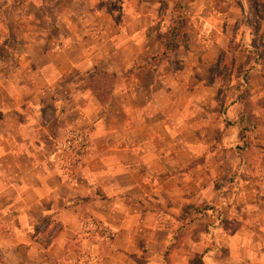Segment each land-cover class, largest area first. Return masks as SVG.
I'll list each match as a JSON object with an SVG mask.
<instances>
[{
    "label": "crops",
    "instance_id": "crops-1",
    "mask_svg": "<svg viewBox=\"0 0 264 264\" xmlns=\"http://www.w3.org/2000/svg\"><path fill=\"white\" fill-rule=\"evenodd\" d=\"M162 3L0 0V264H264V58L230 28L248 0H182L185 42L157 65ZM229 52L247 79H206ZM71 129L91 148L68 181Z\"/></svg>",
    "mask_w": 264,
    "mask_h": 264
},
{
    "label": "rangeland",
    "instance_id": "rangeland-1",
    "mask_svg": "<svg viewBox=\"0 0 264 264\" xmlns=\"http://www.w3.org/2000/svg\"><path fill=\"white\" fill-rule=\"evenodd\" d=\"M2 6H4V5L0 4V10H3ZM182 10L184 11V13L188 19L189 16L191 15V9L188 6L183 5ZM259 11H260V9H259ZM178 15H181V12H179V13L175 12L173 5H171V7H170L168 4L167 5L163 4V3L160 4L158 6V9H157V16H156L155 25L151 26L150 31L151 32L153 31V34H154V36L157 37V39L160 37L163 38L165 35L164 32L172 23H174V21H176L178 19ZM244 16L242 15V17H240L237 22H234V24H232L230 26V28H232V31H236L239 34L243 30L242 28H237V27L241 23V21L245 18ZM253 21H255V20H253ZM160 22H162L161 23L162 25H159ZM186 30H188V28ZM246 33H247V37H248L247 40L251 45L252 41H253V37L248 30H246ZM3 34L5 35L6 31L0 27V37ZM232 38H231V40H232ZM237 39H238V37L236 38V40H232V41H237ZM177 40L179 42H185L184 37H179ZM262 42L264 43L263 39H262ZM259 44L260 45L262 44L260 40H259ZM159 59H161L159 54L152 57V61L155 64L157 63V61ZM222 60H223L222 65H220L219 67H217L215 69H209V75L206 79H211L214 76L217 77L218 79H222V80L236 79V76H238V75H240L242 77V79H247L246 78L247 70L242 69V68L235 70L232 67V60H231L230 52L228 55L225 56V59H222ZM157 65H158V63H157ZM168 67H169V65H166V67L165 66L162 67L161 71L167 73L170 70ZM170 67H172V66L170 65ZM166 70H168V71L166 72ZM90 75H93V77H91V78H90V76H88V79H92V82L94 83L93 87L96 89H100L101 91H103L104 89L107 90L109 88V86H111L113 84L114 79H115V76L113 74H110V73H92ZM245 89H246V86L243 87L241 91H245ZM102 95H104V94L102 93Z\"/></svg>",
    "mask_w": 264,
    "mask_h": 264
},
{
    "label": "built area",
    "instance_id": "built-area-1",
    "mask_svg": "<svg viewBox=\"0 0 264 264\" xmlns=\"http://www.w3.org/2000/svg\"><path fill=\"white\" fill-rule=\"evenodd\" d=\"M91 148V135L85 129H71L55 143L53 154L64 179L71 181L84 165ZM88 229L97 238L107 240L112 236L101 221L89 219Z\"/></svg>",
    "mask_w": 264,
    "mask_h": 264
},
{
    "label": "trees",
    "instance_id": "trees-1",
    "mask_svg": "<svg viewBox=\"0 0 264 264\" xmlns=\"http://www.w3.org/2000/svg\"><path fill=\"white\" fill-rule=\"evenodd\" d=\"M182 0H174L173 8L174 11L179 13L181 12V15H178V19L172 23L165 33L164 37L161 40L162 45V52L160 55V58L163 59L166 56V52L173 51L176 48V40L182 36V34L187 29L188 19L185 15L184 11L182 10ZM248 9L246 11L245 18L242 21V25L247 28V30L250 32V34L253 37L252 45L254 48L255 54L258 56V58L262 59L264 58V46L259 44V36H258V30L259 25L261 22V15L259 13V9L257 7V3L255 0H248ZM183 11V12H182ZM255 20V21H253ZM93 77V75H90V78ZM92 80V79H91ZM93 86V85H92Z\"/></svg>",
    "mask_w": 264,
    "mask_h": 264
}]
</instances>
